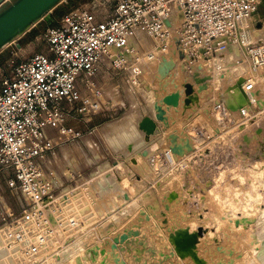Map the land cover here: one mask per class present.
Masks as SVG:
<instances>
[{"label": "rangeland", "instance_id": "rangeland-1", "mask_svg": "<svg viewBox=\"0 0 264 264\" xmlns=\"http://www.w3.org/2000/svg\"><path fill=\"white\" fill-rule=\"evenodd\" d=\"M88 1L91 0L70 6L60 15L53 9L54 24L62 14ZM256 13L259 16H252L254 19L248 24L254 27L249 26L252 36L256 28L264 27V6L259 5ZM50 22L40 21L6 46L0 52V61L13 53L23 59L43 51L45 46L39 36L54 25ZM174 55L179 65L171 69L169 77L162 73L156 62L142 64L144 84L137 90L130 86L124 75L106 73L104 79L115 92L111 93L114 96L107 95L108 99L120 102L122 96L126 102L122 107L112 104V107L116 105L113 116L109 111L101 113L93 122L95 131L82 138L92 154L86 147L83 151L81 141L76 140L58 145L54 154L43 161L46 171L51 169L61 179L77 169L82 170L83 176L69 190L68 196L72 192L75 194L69 196L64 208L84 224L81 223L77 230L73 247L70 250L62 248L52 263L78 264L76 256L86 250L82 246L95 240L93 234L87 233L89 225L84 220L103 218L106 221L101 233L109 238L99 247L105 254H100L98 264L104 256L106 264H264L260 255L264 248V68L248 69V74L254 75L255 87L242 95L238 91L242 78L231 77L226 72L217 77L214 73L208 74L202 80L200 75L204 73L194 75L193 68L187 70L179 63L177 50ZM209 65L204 64L201 70L208 71ZM246 69H239L236 64L232 71L240 74ZM260 76L262 79L257 78ZM156 77L155 93L146 92V86H151L152 78ZM187 81L196 87V93L189 97L191 103L183 102L186 97L183 94L179 111L170 108L166 119L168 125L160 124L159 133L151 137L157 145L158 156L169 152V132H174L182 142L190 140L189 146L177 155L176 164H171L169 158L171 165L162 170V174H147L141 152L137 160H124L121 154L126 151L114 153V162L102 158L101 154L107 150L102 134L108 126L133 112L141 117L145 111L132 99L135 91L147 100V107L152 111V103L157 97L160 100L163 93L182 89ZM158 86L162 88L158 89ZM145 93L155 94L156 98ZM216 102L230 108L227 118L216 120L212 110ZM241 105L247 107V116L238 113ZM78 161L77 166H70ZM5 178L6 173L0 171V211L6 206L17 211L23 198L7 188ZM112 228H115L114 233L110 231ZM0 233L5 241V233L2 230ZM188 233L196 235L195 243L186 250L178 249L174 239ZM4 241L0 244L2 251ZM5 252L9 260L6 258L0 264H30L13 248ZM109 252L116 255L106 257Z\"/></svg>", "mask_w": 264, "mask_h": 264}, {"label": "built area", "instance_id": "built-area-1", "mask_svg": "<svg viewBox=\"0 0 264 264\" xmlns=\"http://www.w3.org/2000/svg\"><path fill=\"white\" fill-rule=\"evenodd\" d=\"M260 1L91 0L71 8L41 33L43 51L23 59L13 53L0 61V171L6 173L7 188L23 198L17 211L7 206L0 211L5 249L13 248L30 264H50L62 248L70 250L77 241L84 222L64 204L75 194L68 196L82 172L72 170L61 179L46 171L43 161L58 145L95 131L93 122L104 110L105 95L95 81L98 75H124L137 90L144 84L142 64L156 62L168 75L177 64L167 61L175 48L182 66L193 68L194 75L204 73L200 79L229 72L243 79L238 91L246 95L255 87L248 69L264 68V40L253 39L248 25ZM206 60L212 64L208 71L201 70ZM240 63L247 69L233 73ZM212 110L217 121L231 111L221 102ZM238 113L247 116V107L241 105ZM168 150L149 157L152 172L162 174L169 158L173 165L178 162V154ZM84 221L95 240L82 247L104 246L109 238L101 233L106 219Z\"/></svg>", "mask_w": 264, "mask_h": 264}, {"label": "water", "instance_id": "water-1", "mask_svg": "<svg viewBox=\"0 0 264 264\" xmlns=\"http://www.w3.org/2000/svg\"><path fill=\"white\" fill-rule=\"evenodd\" d=\"M63 1L65 0H0V52L40 21H53L52 10ZM204 79L202 78V80ZM192 92V84L187 82L184 83L182 89L178 88L170 91L164 94L159 101H153L154 118L149 115H143L138 124L139 129L145 136L154 134L158 128L157 122L162 123V125L163 123L165 124L167 111L170 108L178 110L182 95L189 96ZM183 102L186 104L190 103V98L185 97ZM173 150L176 153L177 150L179 151L175 145ZM195 241L196 235L188 233L174 239V244L178 249L186 250ZM86 250L90 254V259L95 264L96 262L98 263L99 255L105 254L97 245H92ZM112 255L114 256L116 253L109 252L106 257ZM100 264H106L105 256L102 258Z\"/></svg>", "mask_w": 264, "mask_h": 264}, {"label": "crops", "instance_id": "crops-1", "mask_svg": "<svg viewBox=\"0 0 264 264\" xmlns=\"http://www.w3.org/2000/svg\"><path fill=\"white\" fill-rule=\"evenodd\" d=\"M104 76L105 75H98L96 78H95V81L98 83V85H100V87L104 90V93H105V95H104V101H103V105H104V110L101 112V113H103V112H107V111H109L110 112V116H113V113L115 112L114 110H113V108H115L116 107V105L112 108V107H110L111 105L110 104H114V103H117V105H118V107H122L123 106V104H125V99H124V97H122L121 96V100H120V102H111V100H110V98L108 99V97H107V95H111V93H114L115 94V92L113 91L114 89H112V88H110V86H109V83L104 79ZM155 80V81H154ZM157 80L156 79H154V78H152V83H151V86L150 85H147L146 86V88L145 89H147L146 90V92L147 91H150V92H152V93H155V89L157 88V82H156ZM155 87V88H154ZM112 89V90H111ZM154 90V91H153ZM113 95V94H112ZM111 95V96H112ZM145 95L147 96V95H151V97H154V98H156V96H155V94L153 95V94H146L145 93ZM163 95H164V93H163ZM114 96V95H113ZM105 97H106V99H105ZM133 98V100H135L136 101V103H139L140 104V106L141 107H143V108H145V111L143 112V113H141L142 115H141V117L143 116V115H151V109H149L148 107H147V100H143L142 99V96H141V93L140 92H138V91H135V93H134V95L132 96ZM150 97V98H151ZM144 101V102H143ZM180 102H182L181 100H180ZM190 103H191V100H190ZM190 103H188V104H190ZM120 104V105H119ZM181 104V103H180ZM186 104V103H185ZM102 105V106H103ZM140 106H138V107H140ZM172 109H174V108H172ZM179 109H180V105H179V107H178V110H175V111H179ZM168 112V111H167ZM101 113H99L96 117H95V119H94V122H96L97 121V119L99 118V116L101 115ZM160 130V129H159ZM158 130V131H159ZM157 131V132H158ZM156 132V133H157ZM47 133H48V135H51L52 133H51V131H47ZM155 133V134H156ZM159 133V132H158ZM151 137H153V136H150V137H147V136H145L144 135V137H143V146L142 147H139V148H137V147H134V146H129L128 147V149L126 150V152H124L123 154H121V155H123V159L125 160L126 158H128V159H132V160H137V156H140L139 154H140V152H141V154H142V156H141V159H145V169L147 170V174H149L148 172H150L151 174H152V166L150 167V164H148V159H149V157H151L152 155H154V154H156V149H157V147H155V146H157V145H155V143L153 142V140H151L152 138ZM79 141H81V144H82V146H80V148L83 150V147H86L87 148V150H89L90 151V148H88L89 146L86 144V142L85 141H83L82 140V138L81 139H79ZM84 151V150H83ZM90 153H91V151H90ZM92 154V153H91ZM115 154H117V153H115ZM101 156H102V158L103 159H107V161L108 160H112L113 162L114 161H116V156L114 155V153L113 152H111V151H109V150H106L105 152H104V154H101ZM118 156V155H117ZM89 158V157H88ZM107 164L109 163V162H106ZM78 164H80V162L78 161V162H76L74 165L72 164H70V166H77ZM76 168V167H75ZM113 168H115L114 166H113ZM77 170H80V169H77ZM80 171H82V170H80Z\"/></svg>", "mask_w": 264, "mask_h": 264}, {"label": "clouds", "instance_id": "clouds-1", "mask_svg": "<svg viewBox=\"0 0 264 264\" xmlns=\"http://www.w3.org/2000/svg\"><path fill=\"white\" fill-rule=\"evenodd\" d=\"M141 117L133 112L120 121L114 122L102 134L105 148L113 153H122L128 147H142L143 134L138 124Z\"/></svg>", "mask_w": 264, "mask_h": 264}, {"label": "bare ground", "instance_id": "bare-ground-1", "mask_svg": "<svg viewBox=\"0 0 264 264\" xmlns=\"http://www.w3.org/2000/svg\"><path fill=\"white\" fill-rule=\"evenodd\" d=\"M260 3H261V5H263L264 6V0H261L260 1ZM257 15V16H259L258 15V13H254V15ZM253 15V16H254ZM251 19H252V21H253V17H251L250 18V20L248 21V24L250 23V21H251ZM173 23L174 24H176L177 23V20H174L173 21ZM250 26V25H249ZM250 27H252V25L250 26ZM249 27V28H250ZM252 28H254V27H252ZM252 31V30H251ZM250 31V32H251ZM252 36V35H251ZM252 38L253 39H256V40H259V39H263L264 40V27L262 28L261 27V29H258V28H256V30H254V33H253V36H252ZM143 42H144V39H143ZM172 53V54H171ZM176 53V50L175 49H172V51H170V55H169V57H168V60L167 61H169L170 62V60H172V62L174 61V54ZM216 57V56H215ZM166 61V62H167ZM175 61H176V59H175ZM150 63V62H149ZM148 62H145V65L146 64H149ZM202 63H203V65L205 64V65H209L210 63H211V61H207L206 60V62H204V61H202ZM144 64V63H143ZM169 64H171V63H169ZM179 64H176V63H174V66H178ZM167 67L169 66L168 65V63H167V65H166ZM166 66H164V69L166 68ZM210 66V65H209ZM145 67V66H144ZM175 67V68H176ZM238 67H239V69H245V66L243 65V64H238ZM146 68V67H145ZM181 68V67H180ZM145 70V69H144ZM176 70V69H175ZM161 71H162V73L164 74V72H163V67L161 66ZM152 72V71H151ZM171 72V71H170ZM153 73H154V71H153ZM152 73V74H153ZM147 74V73H146ZM158 74H159V72H158ZM164 75H166V77H169V76H167V74H164ZM169 75H171L170 73H169ZM174 75V74H173ZM143 76H144V72H143ZM218 76V74L215 72L214 73V77H217ZM257 76V75H256ZM142 77V76H141ZM146 77V76H145ZM213 77V76H212ZM262 77L263 76H260V77H257L258 79H262ZM143 78V77H142ZM148 78V77H147ZM146 78V79H147ZM257 79V80H258ZM156 80H157V77H156ZM155 81V80H154ZM158 81V80H157ZM188 82V81H187ZM148 84H149V82H148ZM165 84H163L162 86H164ZM193 86H194V84H192ZM155 88V87H154ZM162 87L161 86H158V89H161ZM154 91V90H153ZM159 91V90H158ZM170 92V91H169ZM166 93H168V92H166ZM166 93H164V94H166ZM196 93V87L194 86V89H193V92L189 95V96H186V97H192L194 94ZM156 94H157V92H156ZM160 98V97H159ZM152 100V99H151ZM156 100V99H155ZM157 100H159V99H157ZM156 100V101H157ZM164 106V105H163ZM169 112V111H168ZM167 112V113H168ZM167 115V117H168V114H166ZM162 124V123H161ZM167 123H163V126L164 127H166L167 125H166ZM161 126V125H160ZM159 126V127H160ZM158 127V128H159ZM175 133L174 132H169V135H171L172 137H170V138H167V140L169 141V142H171V144H170V149L172 150V152H175L174 150H173V148H174V145H175V147L177 148V149H179V151L177 150V154H180V152H182L183 150H184V148H186V147H188L189 146V139H186L185 141H180V138L177 136H175L174 135ZM153 137L154 136H156V135H152ZM169 137V136H168ZM182 138V137H181ZM184 139V138H183ZM191 139V138H190ZM186 143V144H185ZM185 144V145H184ZM186 145H188V146H186ZM185 146V147H184ZM176 150V149H175ZM176 153V152H175ZM4 240H3V238H2V235H1V233H0V244L3 242ZM3 249V248H2ZM2 249H1V247H0V261H4L6 258L9 260V258L7 257V253L5 252V251H2ZM67 249V248H66ZM4 250H6L5 248H4ZM68 250V249H67ZM81 250V249H80ZM66 251V250H65ZM260 255H261V257H262V259L264 260V248L260 251ZM100 256V255H99ZM76 261L78 262V264H95V262L94 261H92L91 259H90V254L87 252V250H85V249H83V253H79V255H77L76 256ZM98 261V260H97ZM96 264H98L97 262H96ZM147 264V263H146Z\"/></svg>", "mask_w": 264, "mask_h": 264}, {"label": "trees", "instance_id": "trees-1", "mask_svg": "<svg viewBox=\"0 0 264 264\" xmlns=\"http://www.w3.org/2000/svg\"><path fill=\"white\" fill-rule=\"evenodd\" d=\"M86 0H67L66 3H62L60 6L55 8V12L57 15H60L63 13L66 9H68L70 6H74L80 2H84ZM51 25L54 24V21L50 22Z\"/></svg>", "mask_w": 264, "mask_h": 264}]
</instances>
